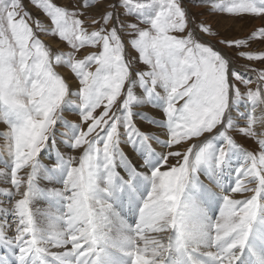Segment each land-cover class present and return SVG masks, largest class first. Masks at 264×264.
<instances>
[{
    "label": "snow or ice",
    "instance_id": "1",
    "mask_svg": "<svg viewBox=\"0 0 264 264\" xmlns=\"http://www.w3.org/2000/svg\"><path fill=\"white\" fill-rule=\"evenodd\" d=\"M76 3L0 0V264H264V0Z\"/></svg>",
    "mask_w": 264,
    "mask_h": 264
},
{
    "label": "rangeland",
    "instance_id": "2",
    "mask_svg": "<svg viewBox=\"0 0 264 264\" xmlns=\"http://www.w3.org/2000/svg\"><path fill=\"white\" fill-rule=\"evenodd\" d=\"M25 2L27 3V0H25ZM55 2L60 5L70 6L69 10H73L77 8L76 0H55ZM94 3L96 4V7L92 9H87L86 11L88 12L90 16H95L97 19H99L100 15L102 14L104 10L105 5L103 3V0H94ZM32 11H33V15H36L35 10H32ZM259 24H260L259 20H256L254 23L243 24V23H234L231 18H228L226 16H217L209 20V25L213 29V32H219V35L212 36V37L205 36V38L211 39L214 43L220 46L225 52H227V54L233 58L235 62V66L238 69L246 71L251 76H253L254 77L252 78L253 80H255L256 78V72L259 71L262 67H264V65H261L258 61H248L246 59H237L236 51L234 49L226 48L224 45L219 44V41L221 39H226V40L247 39L250 33L253 31V29L258 27ZM41 38L44 40L46 45H51L53 49H62L65 52L69 50L65 47V44L62 41L59 43H54L53 42L54 38H49V37H41ZM94 51L95 49H91V48L82 49L80 52L76 54V58L83 59L85 55L91 54ZM243 51L250 52L253 54L262 53L264 52V44L260 43L259 41H250V47H245ZM128 56L134 60L136 54L134 53V51L129 50ZM60 71L62 75H65V76L68 75L67 70L61 69ZM93 71H94V68H93ZM250 87L255 88L256 84L253 83L252 85H250ZM137 110L143 111L146 115L151 114L149 109L147 108H143V110L142 109H137ZM64 115H65V119L68 120L69 122H79L78 117L74 113L65 112ZM4 131H6V125L3 123H0V133H3ZM0 144H3V140H0ZM157 150L159 151L160 149H157ZM61 152L65 154V156H67L66 152H72V150H69L66 146H62ZM81 152L82 150H79V153L77 154V156L80 155ZM203 178L205 179V177L202 175L200 179L204 183H208V181L206 179L204 180ZM124 219H126L125 221L132 226L135 224V221L137 220L135 215H133L131 219L127 216H124Z\"/></svg>",
    "mask_w": 264,
    "mask_h": 264
},
{
    "label": "bare ground",
    "instance_id": "3",
    "mask_svg": "<svg viewBox=\"0 0 264 264\" xmlns=\"http://www.w3.org/2000/svg\"><path fill=\"white\" fill-rule=\"evenodd\" d=\"M205 39H209V38H205ZM211 40V39H210ZM212 41V40H211ZM213 44L217 45L216 43H214L212 41ZM218 46V45H217ZM222 51H224L220 46H218ZM225 52V51H224ZM240 70V69H239ZM241 72L245 73L246 76H249L251 78H254L253 76H251L249 73H247L246 71H243V70H240ZM143 110V109H142ZM65 149V148H64ZM63 150V149H62ZM66 150V149H65ZM79 153V150H76V151H72V152H66V155H72V156H77V154ZM173 163L175 162L174 160L172 161ZM202 176V175H201ZM200 176V177H201ZM204 179V178H203ZM205 180V179H204ZM205 184H208V183H205ZM251 195V193H244V194H235V198L237 199H245L247 197H249ZM37 207H46V205H44L43 203H40L37 205ZM215 207V206H214ZM122 213H123V217L124 216H127L131 219V217L133 215H135V217L137 218L136 214L133 212V211H129L128 208H123L122 210ZM216 215H218V211L216 213ZM126 220V219H125ZM39 224L40 226H46V221L43 219V218H39ZM135 226V224L133 225V227ZM150 235H154V234H151Z\"/></svg>",
    "mask_w": 264,
    "mask_h": 264
}]
</instances>
